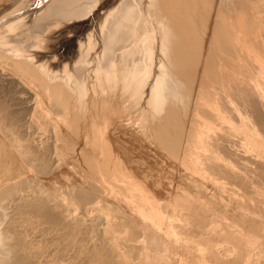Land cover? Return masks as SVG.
Instances as JSON below:
<instances>
[{"label":"bare ground","instance_id":"1","mask_svg":"<svg viewBox=\"0 0 264 264\" xmlns=\"http://www.w3.org/2000/svg\"><path fill=\"white\" fill-rule=\"evenodd\" d=\"M0 264H264V0H0Z\"/></svg>","mask_w":264,"mask_h":264},{"label":"rangeland","instance_id":"2","mask_svg":"<svg viewBox=\"0 0 264 264\" xmlns=\"http://www.w3.org/2000/svg\"><path fill=\"white\" fill-rule=\"evenodd\" d=\"M86 31H88V30L86 29V30L82 31L81 33H79V35H77V37L80 36L81 34H84V32H86Z\"/></svg>","mask_w":264,"mask_h":264}]
</instances>
